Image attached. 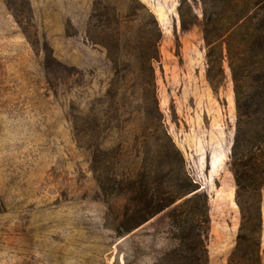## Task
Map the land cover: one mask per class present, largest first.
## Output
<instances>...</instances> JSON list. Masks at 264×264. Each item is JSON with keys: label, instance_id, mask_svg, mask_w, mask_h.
<instances>
[{"label": "rangeland", "instance_id": "obj_1", "mask_svg": "<svg viewBox=\"0 0 264 264\" xmlns=\"http://www.w3.org/2000/svg\"><path fill=\"white\" fill-rule=\"evenodd\" d=\"M179 2L0 0V264H149L166 245L159 235L165 213L118 237L105 219L111 196L100 190L92 162L104 144L127 140L135 149L159 112L208 196L209 264L229 263L241 224L228 163L234 88L228 67L224 86L211 87L202 27L182 30ZM144 6L162 29L156 100L137 66L121 59L116 67L104 46L113 9L124 25L147 17Z\"/></svg>", "mask_w": 264, "mask_h": 264}, {"label": "trees", "instance_id": "obj_2", "mask_svg": "<svg viewBox=\"0 0 264 264\" xmlns=\"http://www.w3.org/2000/svg\"><path fill=\"white\" fill-rule=\"evenodd\" d=\"M196 4L201 7V18ZM145 9L147 17L136 14L139 16L125 19L124 25L113 9L111 35L104 46L112 53L116 67L121 59L128 68L137 66L145 93L156 100L153 63L160 58L162 29L152 12ZM178 12L183 31L202 27L207 79L213 90L224 86L227 67L234 88L236 122L228 163L236 184L241 224L228 264H261L264 0H180ZM115 88L113 98L121 94ZM129 143L120 140L115 147L104 144L92 162L100 190L111 196L106 221L122 238L165 213L160 224L166 227L159 235L166 245L154 251L149 264H209L208 196L188 174L184 155L164 128L160 112L137 147L130 149L126 146ZM126 264L137 262L126 258Z\"/></svg>", "mask_w": 264, "mask_h": 264}]
</instances>
